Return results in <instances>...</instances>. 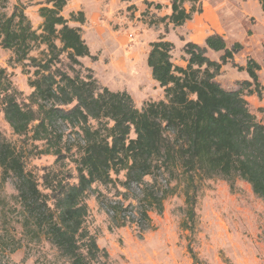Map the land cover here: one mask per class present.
Segmentation results:
<instances>
[{
  "label": "trees",
  "instance_id": "16d2710c",
  "mask_svg": "<svg viewBox=\"0 0 264 264\" xmlns=\"http://www.w3.org/2000/svg\"><path fill=\"white\" fill-rule=\"evenodd\" d=\"M69 1L45 0L38 9L41 24L36 30L20 3L6 15L3 10L7 0H0V48L10 51L15 63L33 70L28 79L32 92L28 103L21 105L5 71L0 69L4 121L14 135L43 142L41 153L55 156L57 161L63 159L62 128L76 130L82 144L74 161L76 176L66 172L44 176L47 193H43L34 175L25 169L23 153L0 137V187L5 180L14 181L21 225L31 243H47L69 264L97 261L102 252L85 227V198L94 185L113 184L112 175L121 172L127 187L141 185L144 178H154L155 174H179L190 223L194 221L196 192L204 180L239 179L264 204V126L248 110L243 88L227 91L215 81L240 46L233 44L228 49L218 35L208 36L204 47L187 43L183 47L186 65L182 68L171 62V43H151L146 65L152 80L163 90V100L137 110L126 92L101 88L90 69H84L85 76L75 70L70 76L56 67L62 56L71 69L81 68L79 60L83 58L95 59L80 28L69 25H82L83 14H71L69 20L61 14ZM258 1L264 13V1ZM182 5L183 0L171 3L168 20L173 26H181L194 12L192 8L186 12ZM37 49L40 52L30 56ZM207 50L222 53L219 61L210 60ZM238 69L247 74L253 89L250 82L241 86L261 97L256 74L259 65L249 60ZM148 192L146 200L150 198L151 203L148 200L146 205L160 207L165 196L157 194L153 184ZM146 213L141 215L146 217ZM0 244L7 247V240L0 236ZM15 249L16 244L9 253Z\"/></svg>",
  "mask_w": 264,
  "mask_h": 264
},
{
  "label": "rangeland",
  "instance_id": "374dc122",
  "mask_svg": "<svg viewBox=\"0 0 264 264\" xmlns=\"http://www.w3.org/2000/svg\"><path fill=\"white\" fill-rule=\"evenodd\" d=\"M78 1L82 4L80 10L70 13ZM172 1L70 0L61 13L64 19L69 20L71 14L84 16V9L92 13L89 22L74 26L80 27L81 37L95 59L83 58L79 60L81 68L71 69L62 56L56 67L70 76L73 70L85 76L84 69H90L101 88L126 92L135 108L141 110L147 103L163 100V90L152 80L146 65L151 43L158 40L171 43L172 64L184 68L185 44L204 47L205 37L218 35L228 49L238 44L240 50L221 67L215 81L227 91L243 88L242 97L248 110L264 126V13L260 2L183 0V8L189 12L192 8L194 12L190 20L173 26L168 20ZM17 3L23 6L24 14L37 30L41 24L38 9L45 0H7L4 13L10 15ZM128 3L135 5L125 8ZM39 50L30 56H36ZM221 54L206 52L215 62ZM249 60L260 67L256 74L261 97L249 94L248 88L241 86L243 82L252 85L247 74L238 69L244 68ZM0 69L16 91L17 102L27 104L32 92L28 79L33 70L15 63L12 53L1 48ZM62 129L63 159L57 161L55 156L41 153L43 142L14 135L0 111V137L23 153L25 169L34 175L43 193H47L44 176H60L65 172L76 176L74 161L80 155L81 137L68 126ZM123 174L112 175L114 183L108 186L94 185L86 195L85 227L102 252L93 264H264V204L245 182L220 178L201 182L196 192L194 221L190 223L179 174H155L154 178H144L143 184L130 187L123 185ZM151 184L157 194L165 196L160 207L146 205L148 200L151 203L150 198L146 200ZM15 196L14 181L5 180L0 187V236L7 240V247L0 244V264H69L47 243H31L26 237ZM145 210L143 217L141 212ZM12 241L16 249L9 253L14 246Z\"/></svg>",
  "mask_w": 264,
  "mask_h": 264
},
{
  "label": "crops",
  "instance_id": "0c3cea01",
  "mask_svg": "<svg viewBox=\"0 0 264 264\" xmlns=\"http://www.w3.org/2000/svg\"><path fill=\"white\" fill-rule=\"evenodd\" d=\"M73 1V0H72ZM77 1V0H76ZM132 2H133V0H131ZM147 1H150V0H147ZM74 3H75V1H74ZM76 5V8H74V9H72V11L70 12V13H76L77 11H79L80 10V6H82V4L81 3H79V1L75 4ZM130 5H135V4H129L128 3V5L127 6H124V4H123V6L126 8V7H128V6H130ZM244 6H246V5H244ZM67 7V6H66ZM67 9V8H66ZM185 9V8H184ZM244 8H242V10H243ZM65 10V9H64ZM244 12H247L245 9L243 10ZM65 12V11H64ZM83 12H84V18L86 19V20H84V23H85V21H86V23L87 22H89L88 20L90 19V17H91V12L90 11H87V10H83ZM186 12H188L187 10H186ZM170 13H171V6H170ZM79 25L78 23H73V26L72 25H70L71 27H74V28H80V27H78V26H74V25ZM81 26H83V24L81 25ZM205 39H206V37L204 38V40L202 41L203 43H204V41H205ZM149 53V52H148ZM148 55V54H147ZM146 59H147V57H146ZM181 67V66H180Z\"/></svg>",
  "mask_w": 264,
  "mask_h": 264
}]
</instances>
